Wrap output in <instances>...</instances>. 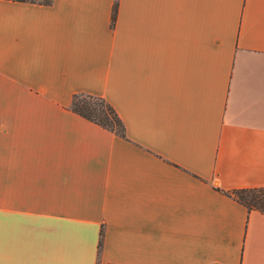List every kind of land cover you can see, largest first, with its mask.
<instances>
[{
    "label": "crops",
    "instance_id": "obj_1",
    "mask_svg": "<svg viewBox=\"0 0 264 264\" xmlns=\"http://www.w3.org/2000/svg\"><path fill=\"white\" fill-rule=\"evenodd\" d=\"M115 1L0 0V264H264V0Z\"/></svg>",
    "mask_w": 264,
    "mask_h": 264
},
{
    "label": "trees",
    "instance_id": "obj_2",
    "mask_svg": "<svg viewBox=\"0 0 264 264\" xmlns=\"http://www.w3.org/2000/svg\"><path fill=\"white\" fill-rule=\"evenodd\" d=\"M49 5L53 0H15ZM117 11V0L113 4L112 21ZM70 109L80 116L94 122L105 129H108L121 137H125V127L122 119L115 108L103 97L75 93L72 95ZM219 191L232 196L248 210L256 209L264 213V187H243L232 190ZM102 235V232H101Z\"/></svg>",
    "mask_w": 264,
    "mask_h": 264
}]
</instances>
